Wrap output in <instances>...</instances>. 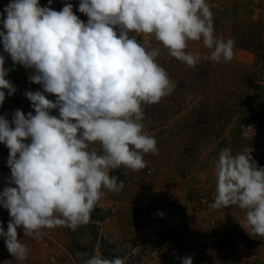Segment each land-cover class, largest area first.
I'll return each instance as SVG.
<instances>
[{"label":"clouds","instance_id":"obj_1","mask_svg":"<svg viewBox=\"0 0 264 264\" xmlns=\"http://www.w3.org/2000/svg\"><path fill=\"white\" fill-rule=\"evenodd\" d=\"M51 4L10 0L0 12V43L13 62L6 68L0 54V105L4 90L8 96L17 91L5 78L15 65L31 70L29 82L42 89L23 93L35 114L15 109L11 120L0 115V143L9 149L10 168L0 191V206L10 219L7 231L0 223V237L19 261L29 247L18 238V228L33 239L45 228L75 231L89 223L102 189H124L111 172L142 170L144 155L158 154L156 139L144 131L142 106L171 95L176 83L156 61L161 48L137 36L154 37L169 56L192 68L201 60L231 62L234 56L235 39L214 35L206 0H79L77 10L87 22L74 14L72 3L60 11ZM189 40H202L210 54L186 53ZM252 151H220L209 207L246 210L251 231L242 227L250 236L264 237V166ZM83 264H126V259L96 251ZM181 264H193L192 256Z\"/></svg>","mask_w":264,"mask_h":264},{"label":"rangeland","instance_id":"obj_2","mask_svg":"<svg viewBox=\"0 0 264 264\" xmlns=\"http://www.w3.org/2000/svg\"><path fill=\"white\" fill-rule=\"evenodd\" d=\"M69 1L77 13L88 19L77 10L79 0ZM9 2L0 0V12ZM39 2L41 6H49L48 0ZM206 3L213 13L215 36H225L229 22L236 20L246 28L242 44L257 46L259 17L263 14L258 12L263 9L264 0H206ZM137 39L161 48L156 61L176 83L171 95L157 104L142 106L144 131L156 139L158 154H145L146 167L142 170H127L125 174L121 167L111 172L118 182L123 180L125 187L119 193L102 189L104 195L88 224L75 231L62 226L50 228L60 245L56 247L59 264H83L96 251L105 258L126 259V264H181L185 256H192L193 264H264V237L249 235L246 210L237 206L209 207L215 199V173L222 149H231L236 154L252 148L253 159L264 166V71L211 60H201L192 68L169 56L154 37L141 35ZM187 44L186 53L210 54L202 40H189ZM0 54L5 56V67H12L2 43ZM30 71L15 65V70L5 77L17 88L10 96L12 102L25 114L35 113L24 91L42 90L40 85L29 82ZM47 98L55 100L53 95ZM52 114L57 113L53 110ZM250 121H258L262 132L246 138L242 130ZM103 204L107 207H102ZM131 205L141 206L151 229L106 236L107 218ZM139 216L135 217L140 219ZM21 242L29 247L23 260L28 264H40L50 255L47 248L31 237L26 236ZM15 260L4 241H0V264Z\"/></svg>","mask_w":264,"mask_h":264},{"label":"crops","instance_id":"obj_3","mask_svg":"<svg viewBox=\"0 0 264 264\" xmlns=\"http://www.w3.org/2000/svg\"><path fill=\"white\" fill-rule=\"evenodd\" d=\"M261 13L263 14L259 17L260 33L257 46L242 44L246 28L244 24H239L236 20H231L229 22L228 31L225 36L218 35L216 37L225 40L229 38L235 39L233 47L234 56L231 62L242 66L255 67L264 71V3L263 9L261 12H258V14ZM257 17L258 16H256V18ZM221 28V26L218 27V29ZM106 205L103 204L102 207H107ZM140 208L141 206L136 205L126 206L123 210L111 214L104 222L105 235L120 236L128 235L130 231L145 232L150 230L152 225L147 218H144L145 214H143ZM136 214L140 215V219L135 217Z\"/></svg>","mask_w":264,"mask_h":264},{"label":"built area","instance_id":"obj_4","mask_svg":"<svg viewBox=\"0 0 264 264\" xmlns=\"http://www.w3.org/2000/svg\"><path fill=\"white\" fill-rule=\"evenodd\" d=\"M65 3H70L69 0H56L55 3L50 6L53 10L60 11L65 6ZM74 14H76L82 21L87 22V19L84 18L82 15L77 13L73 9ZM2 105H0V115H4L5 113L8 114L7 118L11 120L12 112L16 109L14 103L12 102L10 96L7 95ZM251 126V129L247 127ZM262 132V126L258 121H250L248 122L242 130V135L246 138L253 137L256 133ZM9 157V149L2 143H0V191H3L5 187L6 178L10 177V168L7 166V160ZM10 217L8 215V210L4 209L0 206V223L3 224L5 231H7V224ZM18 238L23 240L26 236H24L23 229H17ZM44 235L40 238L33 239L38 245L42 246L43 248H47L50 252V255L45 258L40 264H59V256L56 250L57 246H60L55 239L53 238L51 229L45 228L43 229ZM0 241H4L3 237H0ZM11 264H28L25 261L15 260Z\"/></svg>","mask_w":264,"mask_h":264},{"label":"trees","instance_id":"obj_5","mask_svg":"<svg viewBox=\"0 0 264 264\" xmlns=\"http://www.w3.org/2000/svg\"><path fill=\"white\" fill-rule=\"evenodd\" d=\"M123 171L125 172V169L122 167ZM155 249L159 248L160 246H154Z\"/></svg>","mask_w":264,"mask_h":264}]
</instances>
